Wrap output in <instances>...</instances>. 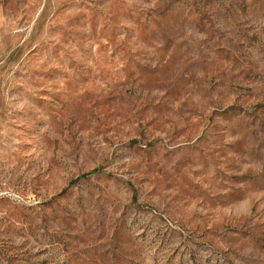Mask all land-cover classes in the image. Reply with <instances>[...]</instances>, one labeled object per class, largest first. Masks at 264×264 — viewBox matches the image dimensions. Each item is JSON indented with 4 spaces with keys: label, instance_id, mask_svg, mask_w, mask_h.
Instances as JSON below:
<instances>
[{
    "label": "rangeland",
    "instance_id": "obj_1",
    "mask_svg": "<svg viewBox=\"0 0 264 264\" xmlns=\"http://www.w3.org/2000/svg\"><path fill=\"white\" fill-rule=\"evenodd\" d=\"M0 264H264V0H0Z\"/></svg>",
    "mask_w": 264,
    "mask_h": 264
}]
</instances>
